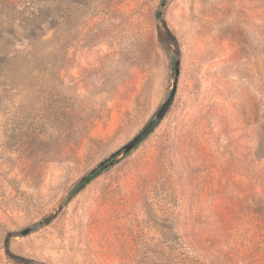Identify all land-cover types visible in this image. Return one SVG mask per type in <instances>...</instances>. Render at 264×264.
<instances>
[{"label":"rangeland","instance_id":"obj_1","mask_svg":"<svg viewBox=\"0 0 264 264\" xmlns=\"http://www.w3.org/2000/svg\"><path fill=\"white\" fill-rule=\"evenodd\" d=\"M0 264H264V0H0Z\"/></svg>","mask_w":264,"mask_h":264},{"label":"water","instance_id":"obj_2","mask_svg":"<svg viewBox=\"0 0 264 264\" xmlns=\"http://www.w3.org/2000/svg\"><path fill=\"white\" fill-rule=\"evenodd\" d=\"M165 3L161 5V11L159 12V18L163 15V8ZM173 79L171 81V88L170 91L165 98V100L160 104L156 112L153 116L148 120L145 126L135 135L133 136L128 142H126L123 146L119 149L111 153L108 157H106L102 162L98 165H113L115 162L120 161L125 157V155L134 149L139 143H141L152 131L158 126L160 121L164 118L168 108L170 107L178 84V75H179V60L176 58L174 65H173ZM29 230H25L22 232L23 235L27 234Z\"/></svg>","mask_w":264,"mask_h":264},{"label":"trees","instance_id":"obj_3","mask_svg":"<svg viewBox=\"0 0 264 264\" xmlns=\"http://www.w3.org/2000/svg\"><path fill=\"white\" fill-rule=\"evenodd\" d=\"M33 38H35L34 36H32ZM136 147V146H135ZM134 147V148H135ZM132 151V150H131ZM130 151V152H131ZM130 152H128L125 156H127ZM115 164V163H114ZM113 164V165H114ZM112 165H98L97 167H95L92 171H90L87 175L83 176L76 184V186L74 187V189L72 190V192L69 195L70 199L71 197H73L74 195H76L78 192H80L86 185H88L91 181H93L95 178H97L101 173H103L104 171H106L109 167H111Z\"/></svg>","mask_w":264,"mask_h":264}]
</instances>
